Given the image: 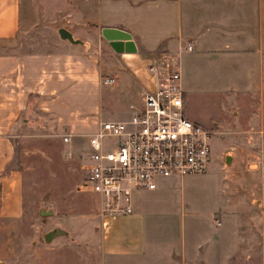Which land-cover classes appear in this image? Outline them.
Masks as SVG:
<instances>
[{
  "label": "crops",
  "instance_id": "0c3cea01",
  "mask_svg": "<svg viewBox=\"0 0 264 264\" xmlns=\"http://www.w3.org/2000/svg\"><path fill=\"white\" fill-rule=\"evenodd\" d=\"M61 1L45 12L39 0H0V230L6 245L23 236L17 232L23 228L21 173L10 166L22 124L37 111L48 113L56 133L89 145L106 107L124 98L135 103L136 93L141 100L144 90L155 88L148 64L162 51L178 53L184 105L199 96H247L248 130L258 138L252 144L264 149V0ZM61 27L79 42L62 37ZM32 32L35 41L25 43ZM104 76L114 83L102 84ZM255 169L246 173L244 198L232 172L207 186L203 177L187 180L193 174L161 177L155 188L170 191L168 199L147 202L137 192L155 188L135 190L133 213L110 217L104 227L96 215L95 223L60 235L72 252L56 260L264 264V173Z\"/></svg>",
  "mask_w": 264,
  "mask_h": 264
},
{
  "label": "rangeland",
  "instance_id": "374dc122",
  "mask_svg": "<svg viewBox=\"0 0 264 264\" xmlns=\"http://www.w3.org/2000/svg\"><path fill=\"white\" fill-rule=\"evenodd\" d=\"M61 2L39 0L41 11L45 12L53 11L54 5L59 8ZM34 35L35 32L29 34L25 43H33ZM0 43V49H4V43ZM131 100L139 103L138 93ZM129 101L125 98L114 101L103 111L102 118H130L132 110ZM249 103L248 97L242 94H223L195 97L184 105L187 118L212 130L209 168L205 173L188 176L187 180L203 177L209 183H201L204 184L202 186L219 185L223 175L232 172L239 176L241 197L244 198L247 171L253 167L255 171L264 173V149L252 144L254 138L258 140L255 137L257 131L248 130ZM36 113L37 116L22 124L15 135V154L10 164L21 173L23 213L18 220L23 228L17 232L23 236L14 237L11 247L5 244L4 230H0V264H21V257L28 258L25 264H38L40 255H46L49 264H59L56 258L68 257L72 252L71 245L65 236H57L53 243H45L44 234L53 227L63 228L68 234L69 229L79 227V223H84L85 227L98 221L96 195L89 190L78 189L85 178L84 164L90 146L79 143L76 136L63 141V133L58 134L54 130L53 117L40 111ZM111 142V138H105L104 146L108 147ZM250 150H254V156H248ZM227 156L230 157L228 163ZM232 157L236 159L233 164ZM155 191L139 190L137 194L152 203L168 199L170 191H160L158 188ZM249 198L247 196L245 199ZM48 210L53 213H41ZM55 244L60 246L53 249Z\"/></svg>",
  "mask_w": 264,
  "mask_h": 264
},
{
  "label": "built area",
  "instance_id": "2783aa9c",
  "mask_svg": "<svg viewBox=\"0 0 264 264\" xmlns=\"http://www.w3.org/2000/svg\"><path fill=\"white\" fill-rule=\"evenodd\" d=\"M148 69L155 88L144 90L139 104H129L131 117L100 119L88 137L85 178L78 189L96 195L103 227L110 217L133 213L135 190L153 189L161 177L204 173L211 160L212 130L185 116L178 53L160 52ZM101 82L112 84L114 78L104 76ZM107 137L112 142L105 147ZM68 138L62 135L63 141Z\"/></svg>",
  "mask_w": 264,
  "mask_h": 264
},
{
  "label": "water",
  "instance_id": "95a60500",
  "mask_svg": "<svg viewBox=\"0 0 264 264\" xmlns=\"http://www.w3.org/2000/svg\"><path fill=\"white\" fill-rule=\"evenodd\" d=\"M59 33L64 38H67V39H69L71 41L79 42L78 39L73 38V36H72L70 31H68L67 29H65L63 27H61L59 29ZM229 161H230V157L227 156L226 157V162H229ZM41 213H50V214H52L53 212L48 210V211H41ZM60 235H67V231L64 230L63 228H53V229L49 230L48 232H46L44 234V240H45V242L49 243L54 237L60 236Z\"/></svg>",
  "mask_w": 264,
  "mask_h": 264
}]
</instances>
